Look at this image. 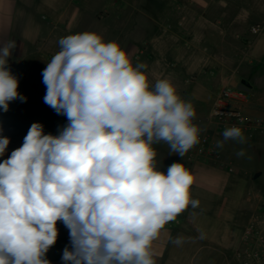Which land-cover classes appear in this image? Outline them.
Returning <instances> with one entry per match:
<instances>
[{"label":"clouds","instance_id":"1","mask_svg":"<svg viewBox=\"0 0 264 264\" xmlns=\"http://www.w3.org/2000/svg\"><path fill=\"white\" fill-rule=\"evenodd\" d=\"M58 44L41 73L43 101L67 124L52 135L33 123L0 162V264H51L46 254L57 241L58 221L69 230L64 264H156L152 243L161 229L200 202L191 198L193 174L182 163L160 171L153 145L166 143L184 157L199 144L195 108L168 79L150 87L147 66H133L116 41L85 31ZM15 48L14 40L0 45L4 112L27 99L8 66ZM222 136L220 149L229 140L247 142L235 125ZM9 143L0 135V156Z\"/></svg>","mask_w":264,"mask_h":264},{"label":"crops","instance_id":"2","mask_svg":"<svg viewBox=\"0 0 264 264\" xmlns=\"http://www.w3.org/2000/svg\"><path fill=\"white\" fill-rule=\"evenodd\" d=\"M231 7L214 0H0V45L9 40L16 42L8 66L19 80L18 92L29 100L31 96L44 97L46 87L41 73L60 50V38L88 31L98 33L105 41H116L133 66L145 56L150 57L149 63L155 65L150 87L157 80H170L179 96L193 104L194 121L204 131L203 136L211 134L216 143L223 136L215 131L209 118L220 91L226 86L238 91L242 80L251 81L233 39L234 25L248 17L233 14ZM102 10L108 13L101 16ZM19 101L9 104L20 112L32 107ZM232 104L248 114L264 117V98L253 101L243 96ZM256 136L264 139V135ZM231 144L229 140L224 147ZM192 149L186 156V169L193 174L190 194L199 200V206L193 209L189 205L165 224L152 250L155 256L165 254L172 245L170 237L187 231L188 241L181 248L202 243L219 264H234L240 238L237 240L231 227L245 215L251 218L255 203L261 202L264 191L250 188L249 183L264 185L263 172L237 166L224 148H219L218 161L189 163ZM156 150L160 167L171 153L162 146ZM242 188L248 192L245 198L240 194ZM233 245L236 248L231 253ZM47 259L51 264H64L62 257ZM203 259L198 264H205Z\"/></svg>","mask_w":264,"mask_h":264},{"label":"rangeland","instance_id":"3","mask_svg":"<svg viewBox=\"0 0 264 264\" xmlns=\"http://www.w3.org/2000/svg\"><path fill=\"white\" fill-rule=\"evenodd\" d=\"M214 1L227 2L232 5L230 11H232L233 14L237 13L239 16L245 15L248 17L234 25L233 39L235 41V50L238 52L240 56L239 59H241L243 63L246 72L245 75L249 76L253 87L250 92L238 90L243 92V96H247L250 100H262L264 98V0ZM106 13H108V11L102 10L100 15L104 16ZM254 29H257L258 31H255ZM140 62L147 66L146 74L148 80H152L154 78L152 69H154L155 65L149 63L150 57L145 56ZM43 90L46 91V89ZM19 103L22 102L19 101ZM24 103L32 104V107H27L24 112L16 110L11 104H9V110L7 112L0 109V125H3L0 135L8 137L10 140L4 156H0V162L7 159L13 150L22 145L24 137L33 123H41L44 126V133L52 135H57L58 130L67 124V118L55 113L53 109L44 103L43 97L41 96H31L30 99L26 100ZM193 123L201 129L197 122L193 121ZM203 134L204 131L200 133V137H202ZM244 135L247 142L240 144L232 141V144L228 148L223 147L226 152L225 154H228L237 166L250 171L261 170L263 172L262 179H264V139L260 140L254 133H244ZM159 146L166 147L169 150V146L163 142L153 145V148L156 150ZM241 149H244L245 155L243 157H238L236 153ZM187 153L184 157L171 153V157L168 155L166 161H163L160 164V167H158L160 168L159 170L166 173L168 166L172 163H182L186 168L188 166L186 161ZM249 185L250 188L252 187L253 189L264 191L263 184H254L250 181ZM247 193L246 188H242L240 194H242L243 198H245ZM260 203L261 202H256L255 204L258 206ZM249 219L250 215H245L237 221L236 226L231 227V231L233 234H236L237 240L241 237V231H243ZM57 229V241L47 252L46 258L62 257L63 250L66 246L71 250L69 230L59 221L57 222ZM193 229V231L196 230L194 227ZM178 236L183 237L185 241L188 238L187 231ZM178 236H175L174 238ZM235 248L236 246L233 245L230 252L234 253ZM183 249L184 248H181L180 245L177 246L172 243L165 254L154 255L156 264H198V260L201 262L203 258H205L203 259V261L205 260V264H219L214 260V256L209 255L211 250L206 249L205 246L203 247L202 243H198V245L193 246V248L189 247ZM236 261H234V264H240L237 259Z\"/></svg>","mask_w":264,"mask_h":264},{"label":"built area","instance_id":"4","mask_svg":"<svg viewBox=\"0 0 264 264\" xmlns=\"http://www.w3.org/2000/svg\"><path fill=\"white\" fill-rule=\"evenodd\" d=\"M242 98L243 92L234 91L227 86L222 88L209 118L218 134H222L225 128L235 125L240 127L243 133L264 135V117L248 114L237 104H232L233 101H240ZM220 159L221 153L211 134L202 136L200 143L188 155L189 163ZM229 170L234 171V168L230 167ZM261 199V203L245 225L240 237V246L234 253L240 264H264V195Z\"/></svg>","mask_w":264,"mask_h":264},{"label":"water","instance_id":"5","mask_svg":"<svg viewBox=\"0 0 264 264\" xmlns=\"http://www.w3.org/2000/svg\"><path fill=\"white\" fill-rule=\"evenodd\" d=\"M252 88V85L249 81L247 80H242L238 86V89L244 92H250ZM256 178L258 177V175L255 176Z\"/></svg>","mask_w":264,"mask_h":264}]
</instances>
